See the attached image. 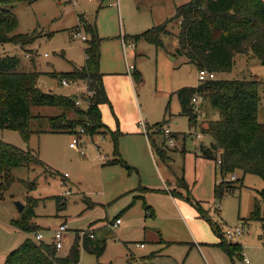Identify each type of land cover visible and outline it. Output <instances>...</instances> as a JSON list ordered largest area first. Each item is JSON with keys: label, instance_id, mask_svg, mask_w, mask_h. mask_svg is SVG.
Returning <instances> with one entry per match:
<instances>
[{"label": "rangeland", "instance_id": "1", "mask_svg": "<svg viewBox=\"0 0 264 264\" xmlns=\"http://www.w3.org/2000/svg\"><path fill=\"white\" fill-rule=\"evenodd\" d=\"M188 1L23 0L11 7L18 22L14 34H28L31 42L23 46L1 44L0 58L16 57L20 71L40 74L37 86L41 91L75 95L80 98L82 109L86 104L81 97L88 96L86 84L74 82L64 86L49 74L68 73L84 65L86 42L75 35L80 33L87 42L90 35L80 25L79 16L86 24H95L100 38L99 71L104 74L109 104L100 108L107 127L104 134L88 135L79 128L72 135L37 134L38 127L33 120V133L25 143L18 133L0 130V141L34 152L50 171L45 173L38 166L12 171L14 181L0 195V264L23 242L38 243L35 239L38 232L42 234V243L52 245V233L61 223L66 224L67 231L62 248L56 251L60 259L69 255L76 237L81 240L83 233L105 240L99 257L84 252L78 241L77 264H231L216 246L221 239L207 221L179 196L175 199L182 205H177L171 197V192L178 189L170 185L175 178L184 181L188 195L204 205L202 208L212 220L221 218L228 227L248 228L246 234L232 241L243 246L242 259L235 258L234 264H247L244 259L248 264H264V248L254 246L261 223L252 221L247 227L241 220L249 217L255 202L260 204L261 216L264 215L259 195L264 189L263 180L254 175L243 176L239 171L234 172L235 180H230L231 174H228L225 181L233 187L220 201L215 200L213 186L214 181H221L219 171H215L214 162L196 156L200 143L205 147L211 143V138L202 135L200 129L208 120H216L217 112L203 100L197 113L194 112L196 129L189 125L186 116L180 115L175 92L196 87L198 72L194 66L182 62V58L173 59L166 54L175 45L173 35L178 22L167 25L172 36L161 37L162 48L142 38L133 39L173 17L174 5L178 7ZM127 65L134 66L140 76L138 82L133 80V87L131 75L126 74ZM216 78L256 80L257 120L264 124V66L257 58L236 56L232 70L216 74ZM58 113L53 108L31 109L32 116ZM161 123L163 129L170 131L172 147L167 145L162 133H154ZM147 132L172 158L167 166L149 148ZM112 133L117 135V151L130 169L107 164L114 159ZM73 136L81 143L79 150L68 146ZM33 181L36 186L27 191L26 184ZM167 190L170 194L162 192ZM137 195L142 198H134ZM27 198L35 203V217L31 219L35 230L31 232L11 225L21 215L14 203L20 202L25 208ZM55 198H60L59 204L64 203L62 209H56ZM114 218L121 222L117 228L108 225ZM150 255L158 257L150 258Z\"/></svg>", "mask_w": 264, "mask_h": 264}, {"label": "trees", "instance_id": "2", "mask_svg": "<svg viewBox=\"0 0 264 264\" xmlns=\"http://www.w3.org/2000/svg\"><path fill=\"white\" fill-rule=\"evenodd\" d=\"M21 1L23 0H0V45L10 43L23 46L31 42L28 34H14L18 22L11 7ZM79 21L85 32L90 35L88 42L83 41L86 42L84 65L73 68L68 73L49 75L59 83H85L88 96L81 97L86 104L85 109L76 105L80 98L75 95H57L41 91L37 86L40 74L20 71L19 60L14 56L5 55L0 58V130L18 133L25 143L33 133V120L38 127L37 134L72 135L78 128L85 130L88 135L94 132L104 134L107 131L100 111V106L109 104L103 84L104 74L99 71L100 38L95 24H86L81 16ZM174 21L178 22L177 32L173 35L177 45L172 52L165 50L171 58H182L185 64L194 66L197 71L206 70L218 75L229 73L234 66L235 57L239 55H252L264 66V0H189L175 8L173 17L133 39L135 41L142 38L156 48H162L164 45L161 37L172 36L167 30V25ZM131 77L136 82L140 79L135 69ZM175 95L180 115L188 118L189 125L196 122V115L190 105L195 95L201 96L211 110L217 112V119L208 120L200 129L202 135L212 138V143L208 147L201 146L199 152L202 158L215 163L219 159L221 162L217 169L221 181L214 186L215 200L220 201L228 194V190L233 186L225 181L226 175L236 171H240L243 176H257L264 182V124L257 120L259 95L256 80L220 78L198 83L196 87L181 88ZM32 108H53L59 110V113L52 116H32ZM70 114L74 117H68ZM163 123L157 126L155 134H160ZM111 137L114 143V159L107 164H120L130 169L117 151V135L112 133ZM147 139L159 160L167 164L170 158L165 150L156 145L152 136L148 135ZM163 145L165 147V141ZM30 166H38L45 173L50 172L34 152L21 150L0 141V195L14 181L12 171L15 168ZM178 183L180 188L186 189L183 180ZM35 186L34 181L27 183L26 190L31 191ZM171 194L186 201L199 217L207 221L211 230L221 239L216 246L228 258L237 257L239 245L224 238L223 227L210 218L201 203L189 196L187 191L184 195L175 191ZM259 195L264 206V189ZM55 202L57 210L64 207V203L59 204L60 198H55ZM34 207L33 199L27 198L20 218L11 221V225L21 231H34L35 226L31 224V219L35 217ZM248 220L261 223L264 245V219L258 202H255ZM76 240L69 255L63 259L57 257L53 244L25 241L7 254L4 264H77L78 241H81L84 252L96 257H99L105 248L104 239L89 238L87 234L81 240L76 237Z\"/></svg>", "mask_w": 264, "mask_h": 264}, {"label": "built area", "instance_id": "3", "mask_svg": "<svg viewBox=\"0 0 264 264\" xmlns=\"http://www.w3.org/2000/svg\"><path fill=\"white\" fill-rule=\"evenodd\" d=\"M75 36H80L81 40L84 41L85 40V37L80 35V33H77ZM132 47V44L129 45ZM122 48H123V51H125V42L124 40L122 39ZM127 72L128 73H132L133 70H134V66H128L127 65ZM197 80H198V83H203V82H206V81H213V80H216V74L215 73H212V72H208L206 70H200V71H197ZM62 85L66 86L67 85V82L65 81H62L61 82ZM203 99L201 96L199 95H195L193 96V98L191 99L190 101V105L191 107L193 108V111L195 113H197V111L199 110V106L200 104L202 103ZM80 104V101L78 100L76 102V105L79 106ZM197 116V115H196ZM194 127V129H196V124L192 125ZM144 127V126H143ZM83 131V130H81ZM144 132H145V128H144ZM160 133L163 134V136H165V141L168 142L167 145L169 147H172L173 146V140L172 138L170 137V131L168 129H163V127H161L160 129ZM146 134V133H145ZM198 138V136H196ZM81 145V143L76 139L73 138L70 140V143H69V148H72V149H77L79 150V146ZM82 152V151H80ZM221 165V162L220 160L218 159L216 161V167L217 169H219ZM236 176L235 174H231L230 176V180H235ZM121 222L119 219H116L114 220L113 224L111 225L112 228H115L117 225H119ZM67 231V227H66V224L65 223H61L57 226V228L53 231L52 233V244H53V247L56 251L60 250L62 248V238L64 236V234L66 233ZM245 229L244 227H241V226H235V227H228V226H223V236L224 238L229 241V242H232L234 240H236L237 238H239L240 236L243 235ZM89 237V238H93V234L92 233H83V236L86 235ZM82 236V237H83ZM35 239L38 243H40L43 239L42 237V234L40 232L36 233L35 235ZM244 261L246 263H248V261L246 259H244Z\"/></svg>", "mask_w": 264, "mask_h": 264}, {"label": "crops", "instance_id": "4", "mask_svg": "<svg viewBox=\"0 0 264 264\" xmlns=\"http://www.w3.org/2000/svg\"><path fill=\"white\" fill-rule=\"evenodd\" d=\"M177 7V5H174V8H176ZM176 41V40H175ZM176 45H177V42H175V45L173 46V50H174V48L176 47ZM183 61L182 62H185L184 61V59H182ZM134 69H135V67H134ZM127 75H131L130 73H126ZM130 82H131V85H132V83H133V79H132V77L130 78ZM104 84V83H103ZM132 87H133V85H132ZM105 88V87H104ZM106 91V90H105ZM107 92H108V90H107ZM107 92H106V94H107ZM108 97V96H107ZM100 108H101V106H100ZM101 111V110H100ZM102 115V114H101ZM102 122H103V120H102ZM146 135V137L149 135V134H145ZM187 136H189V135H187ZM211 138V137H210ZM147 141H148V139H147ZM211 143H212V138H211ZM210 143V144H211ZM201 146H203V147H205L204 145H202L201 143L198 145V147H197V152L199 153L200 152V147ZM149 148H150V146H149ZM152 150V149H151ZM196 157H198V159L199 158H201V159H203V160H207V161H209L208 159H205V158H202L201 156H200V154L199 155H197ZM170 158V157H169ZM173 160H172V158H170V161L168 162V163H171ZM210 161H212V160H210ZM212 162H214V161H212ZM167 163V164H168ZM215 163V162H214ZM167 164H165L166 166H167ZM216 163H215V171H216ZM237 172V171H236ZM240 172V171H239ZM180 179H177V178H175V181L173 182V183H171L170 185H171V187L173 186L174 187V185H175V188H178L177 189V193H179V194H181V195H184V193L187 191V187H186V189H182V188H180V185H178L179 183H178V181H179ZM215 184H216V181H214V186H215ZM186 186V185H185ZM214 186H213V194H214ZM186 190V191H185ZM162 192H165V193H168V194H170V192H168V190L167 191H162ZM176 192V191H175ZM171 195V197L173 198V200L175 201V203L177 204V205H182L177 199H175V197L174 196H172V194H170ZM141 196H139V195H137V196H135L134 198H140ZM142 198V197H141ZM199 202V201H198ZM202 205V204H201ZM204 205H202V207H203ZM264 209V208H263ZM147 213H148V215H151V210L150 209H148L147 210ZM218 214H219V212H218ZM219 216V215H218ZM263 217V219H264V215L262 216ZM116 219H118V218H114V220H116ZM114 220L111 222V223H108V225H110V227H111V225L113 224V222H114ZM241 220H243V224H245L247 227L249 226V224L250 223H252V221H249L248 220V218L247 219H241ZM215 222L218 224V225H220V227L222 228L223 226H227L226 224H225V222L220 218V220L219 221H216L215 220ZM250 222V223H249ZM121 225V223L119 224V225H117L115 228H117V227H119ZM238 226V225H237ZM241 227H244V229H245V231H244V233L243 234H246L247 233V230H248V228H246L245 226H243V225H240ZM262 235H263V231H262V229H261V232H260V230L258 231V233L256 234V237H255V247H259V246H261V247H263L264 248V245H263V241H262ZM243 236V235H242ZM157 242L158 243H160V241H159V239H157ZM238 245H239V253H238V255H237V257H234L233 259H230V258H228L222 251V253L229 259V261H230V263L231 264H234V259L236 258L237 260H241L242 259V254H241V252H242V250H243V246H242V244L241 243H239V242H236ZM140 247L142 248L143 246L142 245H140ZM161 250H159V251H155L154 253H157V252H160ZM151 255H153V253L151 254ZM151 255H150V258H155V257H158V255L157 256H155V257H151ZM248 264V263H247Z\"/></svg>", "mask_w": 264, "mask_h": 264}, {"label": "water", "instance_id": "5", "mask_svg": "<svg viewBox=\"0 0 264 264\" xmlns=\"http://www.w3.org/2000/svg\"><path fill=\"white\" fill-rule=\"evenodd\" d=\"M14 205H15V208L17 209L18 213L23 212L24 206L20 202H15Z\"/></svg>", "mask_w": 264, "mask_h": 264}]
</instances>
